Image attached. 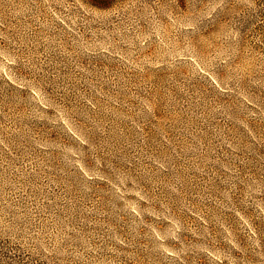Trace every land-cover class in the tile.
<instances>
[{
	"label": "rangeland",
	"instance_id": "rangeland-1",
	"mask_svg": "<svg viewBox=\"0 0 264 264\" xmlns=\"http://www.w3.org/2000/svg\"><path fill=\"white\" fill-rule=\"evenodd\" d=\"M0 264H264V0H0Z\"/></svg>",
	"mask_w": 264,
	"mask_h": 264
}]
</instances>
